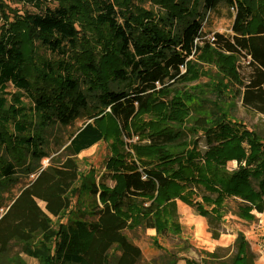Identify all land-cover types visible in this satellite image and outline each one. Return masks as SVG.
Listing matches in <instances>:
<instances>
[{
    "label": "trees",
    "instance_id": "16d2710c",
    "mask_svg": "<svg viewBox=\"0 0 264 264\" xmlns=\"http://www.w3.org/2000/svg\"><path fill=\"white\" fill-rule=\"evenodd\" d=\"M16 2L30 9L0 0V123L10 127L0 132V264H25L7 255L11 245L38 264H150L127 232L153 228L152 244L161 249L159 237L181 231L176 199L208 219H216L210 205L245 220L264 210L261 136L207 99L215 112L195 116L200 134L185 139L173 125L190 115L186 96L168 98L173 82L199 75L192 58L213 63L216 99L222 90L234 92L231 86L245 102L251 92L264 96V0H156L159 14H134L118 0ZM219 4L234 10L230 32L200 38L206 12ZM32 40L55 55L39 63L48 85L35 86L27 75ZM241 57L249 67L244 80ZM22 98L31 103L33 121ZM141 115L151 117L140 132L145 144L112 154L98 180L91 170L79 171L73 156L103 140L107 117L128 133ZM80 116L85 122L69 137L70 156L41 168L38 162L49 156L47 127ZM229 161L236 167L228 169ZM18 173L33 177L5 201ZM70 192L90 201L53 221L69 211ZM237 249L234 260L216 264H251L245 247ZM164 252L159 264H176L174 252Z\"/></svg>",
    "mask_w": 264,
    "mask_h": 264
},
{
    "label": "rangeland",
    "instance_id": "374dc122",
    "mask_svg": "<svg viewBox=\"0 0 264 264\" xmlns=\"http://www.w3.org/2000/svg\"><path fill=\"white\" fill-rule=\"evenodd\" d=\"M10 8H16L19 11L30 9L28 6H22L16 0H4ZM121 7L126 11L138 14L143 10H149L159 14V6L156 0H118ZM86 8L95 12V6L91 3H86ZM234 10L232 7H227L224 4H219L212 11H207L202 22L200 38H211L214 32L229 33L230 25L233 19ZM0 19V26H1ZM29 60L27 64V75L33 85L47 84L48 81L39 78L38 69L40 62L44 60H54V54L44 48L38 40H32L29 44ZM195 63V70L199 71V75L192 80L176 81L169 85V95L186 96L183 101L191 109L190 115L184 119L182 125H173L177 129H181L183 138L189 139L200 134L196 130L195 116L208 115L212 110V105L206 101L207 99L218 101L217 106H220L224 111V117L235 119L243 123L247 128L257 132L264 142V96H258L257 92H251V100L245 102L240 96H236L237 86H231L234 92L222 90L218 92L219 99L214 96V82L217 77L215 68L212 62L205 61L201 58H192ZM247 58L241 57L238 60V71L242 79H246L249 73ZM185 69H182L184 72ZM185 73V72H184ZM187 77V76H186ZM38 80V81H37ZM37 81V82H36ZM195 92V90H198ZM207 89V90H206ZM10 92L15 90L10 87ZM194 91V93H193ZM197 94V97L195 96ZM201 95V96H200ZM199 97V98H198ZM218 97V96H216ZM204 101L201 102L200 100ZM216 99V100H214ZM22 104L25 106L27 116L33 121L32 113H30L31 103L27 98H22ZM150 116L141 115L139 118H134L131 121L129 132L126 133L121 126H118L110 118L104 120L105 135L103 140L93 144L89 148L80 151L74 155L78 169L80 172L88 175L89 170L92 172L96 180L105 170L106 160L115 152L131 153L132 145L145 144L146 140L140 138V132L150 123ZM85 122L83 116L75 118L67 125L55 123L47 127L44 132L45 144L44 150L49 154L47 158L41 159L38 164L41 168L48 164L49 159L54 161L63 160L70 156L68 149L69 137ZM10 132V127L2 126L0 123V132ZM138 131V133H136ZM197 135H194V134ZM182 138V139H183ZM228 169L236 167L235 161L227 162ZM33 177L32 173H18L16 183L8 188L6 193H3L5 201H8L10 196H14ZM107 184L112 185L110 179ZM70 208L60 218H52L53 221L63 222L65 218L74 213L87 202L90 198L86 194L79 195L78 193H69ZM176 209L178 213L177 220L182 226L179 235H167L159 237L161 249H157L152 244V236L155 235L153 228L137 227L128 231V236L141 250L142 257L150 264H159L166 258L164 252L168 249L174 252L176 256V264H216L221 260L229 262L234 260L238 254V245L245 247L251 264H264V210L262 212L252 211L253 217L250 220H245L232 214L231 211H225L215 206H207L216 219H208L198 215L187 204L176 199ZM43 207V203L39 202ZM230 208H234L230 202ZM2 208H0V212ZM184 248L177 251L178 248ZM7 255L18 256L25 264H38L37 260L25 255L20 251L18 245H11L7 251Z\"/></svg>",
    "mask_w": 264,
    "mask_h": 264
}]
</instances>
